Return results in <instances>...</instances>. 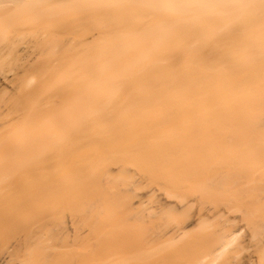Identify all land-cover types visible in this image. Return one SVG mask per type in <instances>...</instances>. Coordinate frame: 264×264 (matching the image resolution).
<instances>
[{"label":"bare ground","instance_id":"bare-ground-1","mask_svg":"<svg viewBox=\"0 0 264 264\" xmlns=\"http://www.w3.org/2000/svg\"><path fill=\"white\" fill-rule=\"evenodd\" d=\"M12 12L18 19L0 24V66L5 54L26 59L12 75L0 76L9 91L0 96V191H11L4 218L12 225L25 229L29 221L50 219V235L61 237L65 210L91 217L96 196L100 214L114 217L132 199L130 186H140L130 166L163 181L159 186L164 183L161 190L172 199L158 197L161 210L190 207L195 199L168 181L183 160L187 164L191 139L199 143L195 132L206 114L222 134L229 125L236 134L241 125L248 124L239 129L249 133L251 123L264 125V0H0V14ZM29 35L32 45L21 46ZM249 133L255 142L263 136ZM236 134L221 135L228 146L216 136L226 148L215 143L221 153L213 158L254 156L264 171V148L250 146V137L240 144ZM115 171L124 187L100 190V177ZM253 171L249 183L259 181ZM211 218L198 215L174 237ZM40 229L35 223L32 231ZM26 237L0 253V264H113L105 250L103 260L96 251L91 257L73 250L25 252L32 240ZM237 239L232 234L213 258Z\"/></svg>","mask_w":264,"mask_h":264},{"label":"rangeland","instance_id":"rangeland-1","mask_svg":"<svg viewBox=\"0 0 264 264\" xmlns=\"http://www.w3.org/2000/svg\"><path fill=\"white\" fill-rule=\"evenodd\" d=\"M12 13L8 17L0 14L1 26L18 19L17 15L14 12ZM14 36L16 34H13ZM30 37V35L27 36L21 42V46L32 45V37ZM5 55L2 57L3 63L0 66V76L12 75L20 68L18 66L20 64L22 66L26 61L25 58V60H19V62L24 61L19 64L18 60L15 61L16 58L13 59V55ZM5 57L7 58L5 59ZM0 86L2 87V82ZM1 87L0 96L4 92H9L5 86L2 87L3 89ZM206 115L205 122L201 123L202 126L200 125L199 130L198 127L197 132L192 129L195 133L200 134V139L199 143L193 142V139L189 142L187 164L183 160L181 172L174 174L168 181L171 189L195 199L188 204L190 207L177 211L161 210L157 199L158 197H167L165 193L163 194L165 184L162 183L163 188L159 186V183L163 181L151 179L148 174L138 170L134 171V166H130L131 180L140 183V186L134 188V184L132 186L127 185L132 187L133 192L129 203L125 204L124 202L119 206L115 210L114 217H109L107 210L105 213L100 214L102 199L99 196H96L99 199L95 204L96 207L91 217L65 210L63 216L65 222L64 234L61 237L60 235L54 237L50 235L52 226L50 219H36V222L29 221L28 224L24 222L25 229L10 224L11 221L8 222V219L6 220L4 217H7L8 213L6 198L8 192L11 191L4 189V191H0V208L2 209V212H0V253L13 250L17 242L29 236L32 240L24 249L25 252L46 249L66 253L65 251L70 252L73 250L76 253L80 251V253L89 255V252L96 251L100 253L96 255L97 257L103 254L102 252L105 250V253L108 251L107 254L112 257L113 264H198L204 257L212 259L209 261L210 264H264V171L261 170L262 167H257L259 161L254 156L240 158L223 156L224 159L223 157L221 159L217 157L219 160H216V153H221V151L216 150L219 146L214 150V144L223 138L221 135L225 137V132L227 135L224 139L231 136L228 133L235 135L236 132H232L233 130L231 131V127H229L231 125H229L228 132L225 130L222 134L221 132L224 130L222 128L226 129L227 126L221 124L222 127L219 126L218 128L222 130H216L217 124L214 125L216 128L212 126L213 116L211 113ZM247 125L241 126L246 127ZM250 126L251 130L249 129ZM250 126L248 129L250 132L252 131L251 133L244 130L245 128H241L242 131L239 129L240 127L234 128L233 126L234 131L236 129L239 132L236 134L237 137L241 134L238 138L240 144L244 145L245 142L247 144L246 140L250 137L248 133L252 136L257 133L256 137L259 134V136H264L263 124L260 126V124L251 123ZM216 131L221 133L219 136L216 135L219 137L218 141L217 137H214ZM194 132L191 133L195 134ZM263 136L258 137L256 142L261 141ZM253 137H250L251 140ZM221 141L222 145L225 144L226 146L231 143L229 141L223 142V139ZM253 141L254 143H251ZM248 142H250V139ZM251 142V144H248L250 146L255 144L254 147L257 145L258 152H260L261 147L264 148V138L260 143H256L255 139ZM219 144H215V146ZM225 148L221 146L222 151ZM263 152L260 156L264 160ZM249 161L256 167L253 168ZM213 163H215V166ZM112 167L117 169V164L112 163ZM256 168L259 171L258 173L255 170ZM252 171L259 180L257 183H249V179L253 176ZM102 178L100 177V181H97V186L102 188L100 190H104L105 193H119L121 188L124 187L121 183L122 175L119 171H115L112 176L106 177L105 180ZM153 193L154 195H152ZM140 199L142 203L138 204ZM167 199L172 198L167 197ZM201 214H209L210 217H213L209 225L190 228L184 236L174 237L179 227L186 226L191 219L196 220L198 215ZM52 222L54 224L55 220L53 219ZM35 223L42 225V229L38 232L32 231ZM73 228L76 230H73ZM234 233L238 234L237 241L231 246L228 245L221 256L213 258V251L228 242ZM105 255L99 258L103 260ZM88 260L91 264V259ZM99 262L97 264H101V261Z\"/></svg>","mask_w":264,"mask_h":264}]
</instances>
